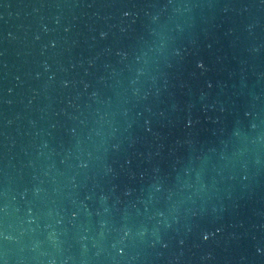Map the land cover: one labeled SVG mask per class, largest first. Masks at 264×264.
<instances>
[{
    "label": "water",
    "instance_id": "water-1",
    "mask_svg": "<svg viewBox=\"0 0 264 264\" xmlns=\"http://www.w3.org/2000/svg\"><path fill=\"white\" fill-rule=\"evenodd\" d=\"M0 264H264V0H0Z\"/></svg>",
    "mask_w": 264,
    "mask_h": 264
}]
</instances>
